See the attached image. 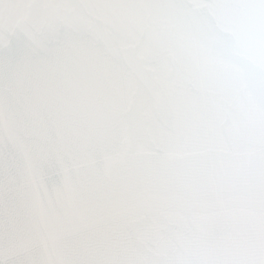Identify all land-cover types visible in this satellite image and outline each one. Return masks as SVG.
I'll list each match as a JSON object with an SVG mask.
<instances>
[{"label": "snow or ice", "instance_id": "1", "mask_svg": "<svg viewBox=\"0 0 264 264\" xmlns=\"http://www.w3.org/2000/svg\"><path fill=\"white\" fill-rule=\"evenodd\" d=\"M0 264H264V0H0Z\"/></svg>", "mask_w": 264, "mask_h": 264}]
</instances>
